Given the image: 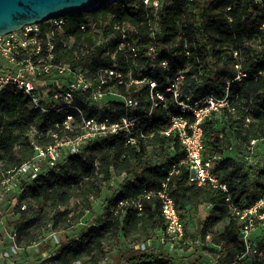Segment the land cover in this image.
<instances>
[{"label":"trees","instance_id":"trees-1","mask_svg":"<svg viewBox=\"0 0 264 264\" xmlns=\"http://www.w3.org/2000/svg\"><path fill=\"white\" fill-rule=\"evenodd\" d=\"M137 1L103 4L94 12L74 14L73 22L91 20L96 30H103V35L95 29L88 32L76 29L72 32L76 41L60 57L72 64L84 53L87 65L97 68L117 64L124 73L132 70L135 77L149 78L162 90L176 82L182 98L190 95L195 101L207 95L222 99L228 94V104L202 124L205 156L214 161V171L220 182L227 185V192L211 185L190 183L189 167L182 163L186 155L181 142L173 133L164 134L171 126V115L178 113L172 96L167 93V108L160 102L153 112L152 124L145 130L147 137L137 145L126 144L121 136H114L68 156L34 179L20 180L16 198L21 216L15 224L18 241L34 240L33 233H40L48 224L42 213L47 209L54 211L53 227L68 219L71 213L60 209L67 208L74 199L80 200L81 212L69 220L79 222L85 212H93L94 202L102 198L104 185L120 178L118 189L105 199V218L96 219L78 234H68L66 240L58 242L48 259L50 264H175V258L162 246L139 248L121 242L122 238L129 240L136 236L151 241L166 230L160 200L156 196L144 197L147 193L156 194L164 184L175 199L187 239L191 233L202 242L214 227L229 219L224 230L212 238L214 248H202L213 264H264V229L252 236V241L257 243L254 256L235 257L234 253L244 252L241 239L244 225L232 214L226 201L230 196L235 206L244 209L264 197V164H249L247 160L251 154L250 141L264 137V76H258L264 68V33L258 27L260 9L254 0H170L162 4L159 18L155 19L149 8L135 6ZM150 19L159 27L155 42L160 51L148 56L152 41ZM115 23L134 29L132 39L141 45L137 61L126 59L114 49L115 60L103 53L101 36L108 37ZM235 52L239 53L243 71L249 77L236 80ZM163 62L168 63V69L162 66ZM178 76L182 78L177 80ZM150 87L146 83L141 87L119 88L121 95L140 100L141 108L135 112L138 116L151 108ZM107 103L102 112L82 102L80 107L86 117L109 115L117 119L122 111L121 98L112 97ZM49 109L44 113L34 109L29 99L14 89L2 93L1 170H17L32 161L35 155L29 138L32 128L42 134L43 140L39 141L42 147L54 143L52 134L65 140L82 133L75 112H71L75 120L71 132L62 127L67 113ZM140 198L141 210L134 207ZM206 205L211 208L204 216L202 208ZM32 213L38 216L31 219ZM44 249L48 250L49 246L45 245ZM190 264L204 263L196 259Z\"/></svg>","mask_w":264,"mask_h":264},{"label":"built area","instance_id":"built-area-1","mask_svg":"<svg viewBox=\"0 0 264 264\" xmlns=\"http://www.w3.org/2000/svg\"><path fill=\"white\" fill-rule=\"evenodd\" d=\"M169 1L138 0L135 6L142 5L149 8L154 18L158 19L162 4H168ZM254 3L260 9L258 27L264 33V0H254ZM72 16H62L43 23L26 25L18 31L0 36V96L7 89H14L24 94L32 107L42 113L48 112L51 107L54 111L66 112L67 116L62 122V127L71 132L74 130L75 122L71 112H75L79 117L78 125L82 130L78 136L65 140H59L57 134H52L55 139L54 143L42 147L39 143L43 140L42 134L37 128H32L29 131L30 143L35 152L32 161L24 163L17 170L5 172L0 169V188L16 196L17 183L24 177L34 179L47 172L48 167L55 166L68 156L77 155L85 147L104 139L121 136L126 144L137 145L141 139L147 137L145 130L152 124L153 112L159 107L160 102L164 104V108H167L166 94L168 93L172 96V102L178 113L171 115V126L164 131V134L173 133L181 142L186 155L182 163L189 167L190 183L198 186L211 185L215 189L227 192V185L220 182L214 171V161L205 156L202 124L213 112L228 104V94L222 99L207 95L195 101L190 95L182 98V92L176 82L162 90L160 85L150 81L149 78L135 77L132 70L124 73L117 64L112 67L97 68L87 65L84 62L86 60L84 53L83 57L76 59L74 63H67L60 56L76 41L73 31L79 29L82 32H88L90 29H95L103 35V30H96V24L91 20L88 23L76 24L72 21ZM229 20L232 21V18ZM149 22L152 41L148 46L147 55L151 56L160 51L155 42L159 27L153 19ZM133 32L134 29L125 24L115 23L108 37L101 36L100 44L104 49L103 53L115 60V51L128 60L137 61L141 45L133 41ZM234 57L238 60L235 65L238 71L236 80L249 77L243 71V61L238 58L239 53L235 52ZM162 66L168 69L167 62H163ZM261 75L264 76V68L258 73V76ZM180 78L182 76L176 79ZM146 83H150L151 86L149 95L151 108L145 114L138 116L135 112L141 108L140 100L132 96L121 95L119 88L122 86L141 87ZM112 97L122 100L119 108L122 111L117 119H112L109 115L86 117L80 107L82 102L102 112L108 105L105 99ZM262 142H264V137L250 141L251 154L247 158L249 164H257L255 149ZM43 161L47 163V166L40 165ZM261 163L264 164V159ZM152 196L160 200L166 220V230L159 238L164 243L166 240L188 241L185 225L167 184H164L156 194L144 195L147 199ZM226 201L232 214L244 225L241 235L244 246L242 257L254 256L257 252V243L252 241V236L255 231L264 229V197L251 207L244 209L235 206L230 196L226 198ZM134 207L142 209V198L134 203ZM22 209H26V204L22 206ZM191 241L201 243L200 240Z\"/></svg>","mask_w":264,"mask_h":264},{"label":"rangeland","instance_id":"rangeland-1","mask_svg":"<svg viewBox=\"0 0 264 264\" xmlns=\"http://www.w3.org/2000/svg\"><path fill=\"white\" fill-rule=\"evenodd\" d=\"M109 99L110 98H106L105 102L107 103ZM101 105L103 106L104 104ZM255 152L257 154L255 155V161L257 163L262 162L264 159V144H258ZM40 165L45 167L47 163L43 161ZM120 181V178H115L108 183L107 186L104 185L102 198L94 202L93 212H85L84 217L80 219L79 222L74 221L72 223L69 220L72 215L77 216L81 212L79 199H74L67 208L60 209L61 211L68 210L71 215L68 219L61 220L56 227H53L52 221L54 211L52 209H47L42 212L45 214V219L48 221V224L40 233H37V231L33 233V241H31L30 238H22L18 241L15 228V224L21 216L18 200L14 194L0 188V264H50L48 259L56 251L58 242L66 240L68 234H78L84 226L95 223L96 219L101 221L105 218V216H103L105 199L111 196L112 190L115 191L118 189ZM210 208L209 205L202 208L204 216H206ZM37 216L38 214L32 213L30 218L34 219ZM228 223L229 219H226L218 224L200 244L191 241L197 239L191 233H188V241L186 240L183 242L166 240L164 243L161 238L146 242L141 236H136L129 240H124L122 238L121 242H124L126 246H135L139 248H158L162 246L173 258H175V264H190L191 261L196 259H199L204 264H213V260L202 253V248H214L212 238L220 234ZM189 231H191V229ZM257 234L258 231H255L253 235L255 236ZM45 245L49 246L48 250L44 249ZM234 255L235 257H237L236 255L242 257L243 251L238 254L234 253Z\"/></svg>","mask_w":264,"mask_h":264},{"label":"water","instance_id":"water-1","mask_svg":"<svg viewBox=\"0 0 264 264\" xmlns=\"http://www.w3.org/2000/svg\"><path fill=\"white\" fill-rule=\"evenodd\" d=\"M127 0H0V36L26 25L62 16L94 12L100 5Z\"/></svg>","mask_w":264,"mask_h":264},{"label":"flooded vegetation","instance_id":"flooded-vegetation-1","mask_svg":"<svg viewBox=\"0 0 264 264\" xmlns=\"http://www.w3.org/2000/svg\"><path fill=\"white\" fill-rule=\"evenodd\" d=\"M70 16V15H69Z\"/></svg>","mask_w":264,"mask_h":264}]
</instances>
